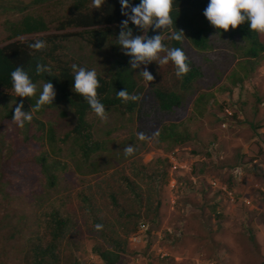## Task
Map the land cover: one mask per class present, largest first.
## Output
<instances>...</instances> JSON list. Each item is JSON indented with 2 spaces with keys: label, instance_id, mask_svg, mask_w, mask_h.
Wrapping results in <instances>:
<instances>
[{
  "label": "rangeland",
  "instance_id": "obj_1",
  "mask_svg": "<svg viewBox=\"0 0 264 264\" xmlns=\"http://www.w3.org/2000/svg\"><path fill=\"white\" fill-rule=\"evenodd\" d=\"M29 1L0 0V46L11 41L7 21L21 18L12 6ZM72 2L52 0L31 5L28 12L63 15L71 11ZM28 37L32 35L20 38ZM63 46L64 58L104 76L111 74L115 53L110 46L95 48L81 36L64 40ZM233 48L228 51L232 53ZM159 55L162 58L164 52ZM237 58L215 87L200 82L198 94L184 90L187 97L178 114L164 120V126L175 125L174 131L169 130L171 136L168 132L165 138L154 134L140 140L135 113L106 109L105 123L91 111L86 116L88 130L98 149L87 162L81 152L84 140L73 131L77 115L69 103L56 98V88L53 104L39 111L35 104L46 82L35 83L37 92L32 98L0 88V264H21L27 239L39 229L49 202L74 219L63 250L72 251V260L80 264H104L93 252L100 233L82 207V192L97 203L99 216L123 223L120 228L128 236L129 252L117 264H264V231L259 226L264 223V127H254L264 124V53L254 59L239 51ZM158 66L152 60L139 67L155 77L154 83L166 70L165 65ZM243 75L240 84L237 79ZM164 83L178 84L173 78ZM21 101L22 111L33 116L22 128L12 119ZM129 145L135 152L126 156L124 148ZM42 153L49 156L46 164L56 175L53 185L37 161ZM169 154L187 164L197 179L193 184L190 172L177 167L174 176L183 186L180 197L169 185L168 172L157 177L162 168L168 171L169 163L160 160ZM237 167L241 170L236 173ZM221 183L234 191V199L221 193ZM111 192L117 194L121 206L113 205ZM244 195L250 204L242 201ZM157 204L159 214L154 215ZM143 219L152 224L153 231L144 232L141 244L135 246L130 241L134 230H126ZM177 227L185 229L179 238Z\"/></svg>",
  "mask_w": 264,
  "mask_h": 264
},
{
  "label": "trees",
  "instance_id": "obj_2",
  "mask_svg": "<svg viewBox=\"0 0 264 264\" xmlns=\"http://www.w3.org/2000/svg\"><path fill=\"white\" fill-rule=\"evenodd\" d=\"M50 1L52 0H31L25 4L21 2L19 5L22 6L18 8L12 6V9H18L21 12V18L16 21H7L11 41L0 46V88L13 89L10 74L18 66L28 73L33 83L52 82L53 87L58 91L56 98L69 103L77 115L73 131L84 140L81 152L82 158L86 162L90 154L98 149V144L93 145L91 140L93 135L88 130L89 124L86 119V116L93 110L84 98L75 93L73 89L74 76L71 65L79 62L61 56L66 49L63 46L64 40L70 39L72 36H81L95 48L110 46L115 53L113 70L109 76L97 72L101 84L97 90L99 99L105 109L120 110L123 114L135 113L138 121L137 132H143L146 137L155 134L165 138L168 132L169 136L172 135L169 130L174 131L175 125H172L171 128L164 126V120L167 116L174 117L178 114L182 101L187 97L185 89H188L190 94H198L200 82L209 88L215 87L220 83L224 71L238 60L237 52L239 51H242L248 58L254 59L261 58L264 53V37L251 31L247 22L235 30L230 29L229 31L218 30L212 26L203 14L210 0H174L172 13L175 22L174 28L165 32L167 36L162 39V42L168 48H182L188 56L191 71L182 80L178 79L175 74V65L169 61L168 64H165L166 70L159 76L158 81L151 83L140 75L142 72L140 67L132 69L129 61L133 60V56L126 54L128 50L118 44V37L122 30L120 24L123 20L128 19L121 13L120 0H105L99 9L92 7V0H72L71 11L58 16L45 17L28 12L31 5H41ZM129 2L135 6L140 3V0H129ZM128 11L131 14L130 9ZM129 28L132 29L133 37L144 33L131 21H129ZM180 29L185 34L183 43L169 39L171 31ZM25 35H32V37L20 38ZM38 40L44 41L46 48L38 51L30 47ZM232 46L234 48L230 53L228 50ZM161 53L163 55V52ZM164 55H166L165 52ZM37 64L50 67L51 75L47 72L37 75ZM86 68L91 70L89 67ZM169 78H173L178 84L174 87L170 84L166 85L164 82H168ZM244 79L245 75L239 77L237 81L241 84ZM124 89L129 94L139 95L141 100L124 103L117 98V92ZM202 95L200 93L198 97H202ZM254 127L258 129L264 127V124L254 125ZM48 160L49 156L44 153L37 158V161L44 166L46 178L50 179V184L53 185L56 175L49 171V166L46 164ZM160 161L162 163L167 161L169 168L173 164L169 156L163 157ZM58 163L56 162V164ZM169 168L168 171L162 168L157 173V177L161 173H169ZM1 177L2 174H0V179ZM162 181H160L159 188H162ZM191 182L193 181L191 180ZM193 184L196 183L193 182ZM129 185L134 186V182L130 181ZM176 192L179 195L177 197L183 193L181 188H178ZM229 192L234 194V191L226 186L225 192L221 193L228 194L234 199L233 194L231 195ZM110 194L113 205L121 206L118 204L117 194L115 192ZM80 198L82 207L85 212L88 211L87 213L90 214L93 225L103 226L98 230L100 242L94 245L93 252L97 254V257H100L104 264L119 263L124 254L129 252L128 236L120 228L123 225L122 221L109 222L99 216L98 205L90 194L82 192ZM154 209H156L154 215H158L159 204ZM42 214L39 229L33 230L27 239L21 264H80L79 260H72L74 257L72 251L66 253L67 248L63 250V241L67 235L71 234L72 228L75 226L72 215L68 211L62 212L61 208L55 206L53 202L48 203ZM141 223L148 224L145 232L150 234L153 231L152 224L143 219L132 229H127L126 232L132 233L134 230V234L141 227ZM95 229L97 230L96 227ZM175 231L179 238L185 229L177 227Z\"/></svg>",
  "mask_w": 264,
  "mask_h": 264
},
{
  "label": "clouds",
  "instance_id": "obj_3",
  "mask_svg": "<svg viewBox=\"0 0 264 264\" xmlns=\"http://www.w3.org/2000/svg\"><path fill=\"white\" fill-rule=\"evenodd\" d=\"M104 3L105 0H92V7L99 9ZM120 4L122 15L127 16L128 19L123 20L120 24L122 30L118 37V44L123 49L128 50L126 54L133 56L134 59L129 61L132 69L138 68L140 63H147L152 60H156L160 66L168 64L169 61H171L175 65V74L177 78L182 80L183 77L191 71L188 56L185 51L180 47L168 48L165 46L162 42V35H155L152 38H148L146 35L149 29L155 30L163 28L166 31H169L174 28L175 22L172 16L174 11V0H140V3L135 6L130 4L129 0H120ZM129 9L131 14H129ZM203 14L211 25L218 30H235L240 25L247 22L251 31L264 37V0H210ZM129 21H131L137 28L142 29L145 35H137L133 37L132 29L129 28ZM169 39L183 43L185 39L184 31L182 29L179 31H171ZM145 40L147 42H145ZM30 47L39 51L46 48V43L38 40L34 44H31ZM161 52L166 53L162 58L159 55ZM71 69L74 76L73 89L75 90V93L81 95L96 116L106 123L108 120V114L104 104L100 101L98 96L97 90L101 87V84L96 70H89L86 67L78 66L75 63L71 65ZM44 72L51 75V68L42 64H37V75ZM10 75L12 87L16 96L32 98L36 95L37 85L32 82L30 76L22 67H16ZM140 75H142L144 80L148 82L155 80V77L147 70H143ZM55 95L56 93L52 82L49 81L45 83L43 85V90L36 101L35 110L39 111L45 105L53 104ZM117 98L121 99L124 103L141 100L139 95L129 94L126 89L118 91ZM23 107L24 105L21 101L19 106L14 109L12 116L13 121L21 128L24 127L26 121L31 123L33 119L31 112L22 111ZM138 138L140 140L148 139L143 132L138 133ZM134 152L135 148L132 145L124 148L126 156H131ZM170 155L174 154H169L167 156ZM171 167L169 168L168 180H170L172 176ZM185 169L191 172L189 168ZM174 172L176 171L174 170ZM192 177L193 175L189 176L193 181ZM244 198H247L246 195L242 198V201L246 203ZM102 227V225H96L97 230L102 229ZM166 253L167 252H165V254ZM165 254H162V256Z\"/></svg>",
  "mask_w": 264,
  "mask_h": 264
},
{
  "label": "built area",
  "instance_id": "obj_4",
  "mask_svg": "<svg viewBox=\"0 0 264 264\" xmlns=\"http://www.w3.org/2000/svg\"><path fill=\"white\" fill-rule=\"evenodd\" d=\"M228 112L230 113L229 110H228ZM169 157L171 158V161L173 163V165L171 167V169H172L171 175L172 176H171V178L169 180V185H170V187L173 190L175 189L176 191H177L178 188H181V192H182L183 186H181V187L179 186V185H182V182H180V183L178 182L177 178L174 176V170L176 171V169H177L178 166L181 167V169H185L187 167V164L179 163L177 161V158L174 155H170ZM240 170H241L240 168H237L236 172H240ZM192 179H193V181L195 183L197 182V179L194 176L192 177ZM218 181H214L213 184L214 185H217ZM221 185H222L221 186L222 189H224V192H225L226 186H224L222 183H221ZM229 194L232 195L233 193L229 192ZM244 200H245L246 204H250L251 203V200L249 198H244ZM174 203H175V201H174ZM140 226L141 227L139 228V230H137L136 232H134V234L130 237V241L133 244H138V243H140L142 241V239H143V233L145 232V229L148 226V224L141 223ZM169 231L172 232L171 229H169Z\"/></svg>",
  "mask_w": 264,
  "mask_h": 264
},
{
  "label": "water",
  "instance_id": "obj_5",
  "mask_svg": "<svg viewBox=\"0 0 264 264\" xmlns=\"http://www.w3.org/2000/svg\"><path fill=\"white\" fill-rule=\"evenodd\" d=\"M165 32H166V30L163 29V28L162 29H155V30L149 29L148 32L146 33V35H147L148 38H152L155 35H162L163 36V34ZM145 42H147V41L145 40ZM137 63H139V62H137Z\"/></svg>",
  "mask_w": 264,
  "mask_h": 264
},
{
  "label": "crops",
  "instance_id": "obj_6",
  "mask_svg": "<svg viewBox=\"0 0 264 264\" xmlns=\"http://www.w3.org/2000/svg\"><path fill=\"white\" fill-rule=\"evenodd\" d=\"M262 130H264V128H262ZM259 226H261V230L262 231H264V223H260V225ZM258 232H260V231H258ZM141 244V243H140ZM140 244H137V245H140ZM136 246V245H135ZM179 258V257H178Z\"/></svg>",
  "mask_w": 264,
  "mask_h": 264
}]
</instances>
